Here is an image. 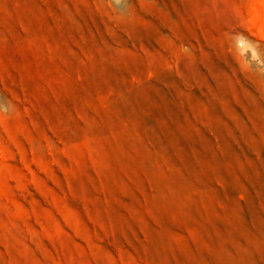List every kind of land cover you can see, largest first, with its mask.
<instances>
[{"label": "rangeland", "instance_id": "1", "mask_svg": "<svg viewBox=\"0 0 264 264\" xmlns=\"http://www.w3.org/2000/svg\"><path fill=\"white\" fill-rule=\"evenodd\" d=\"M236 33L264 0H0V264H264Z\"/></svg>", "mask_w": 264, "mask_h": 264}, {"label": "clouds", "instance_id": "2", "mask_svg": "<svg viewBox=\"0 0 264 264\" xmlns=\"http://www.w3.org/2000/svg\"><path fill=\"white\" fill-rule=\"evenodd\" d=\"M232 40L238 53L245 57V63L249 66L255 65V70L264 75V54L259 50V45L248 40L241 33L233 34Z\"/></svg>", "mask_w": 264, "mask_h": 264}, {"label": "bare ground", "instance_id": "3", "mask_svg": "<svg viewBox=\"0 0 264 264\" xmlns=\"http://www.w3.org/2000/svg\"><path fill=\"white\" fill-rule=\"evenodd\" d=\"M259 2H260V0H259ZM258 7V6H257ZM259 11V10H258ZM255 13V12H254ZM259 13V12H258ZM263 29V28H262Z\"/></svg>", "mask_w": 264, "mask_h": 264}]
</instances>
